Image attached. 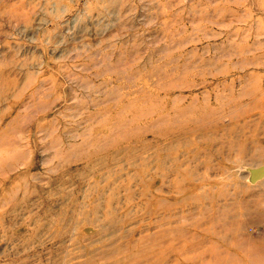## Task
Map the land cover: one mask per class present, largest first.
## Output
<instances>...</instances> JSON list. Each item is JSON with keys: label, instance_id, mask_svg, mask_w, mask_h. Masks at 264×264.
I'll return each instance as SVG.
<instances>
[{"label": "rangeland", "instance_id": "obj_1", "mask_svg": "<svg viewBox=\"0 0 264 264\" xmlns=\"http://www.w3.org/2000/svg\"><path fill=\"white\" fill-rule=\"evenodd\" d=\"M0 264H264V0H0Z\"/></svg>", "mask_w": 264, "mask_h": 264}]
</instances>
